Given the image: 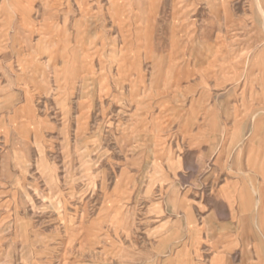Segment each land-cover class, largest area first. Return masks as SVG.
Instances as JSON below:
<instances>
[{"label":"rangeland","instance_id":"374dc122","mask_svg":"<svg viewBox=\"0 0 264 264\" xmlns=\"http://www.w3.org/2000/svg\"><path fill=\"white\" fill-rule=\"evenodd\" d=\"M262 48L264 0H0V264H241L218 188L264 187V127L202 93Z\"/></svg>","mask_w":264,"mask_h":264},{"label":"crops","instance_id":"0c3cea01","mask_svg":"<svg viewBox=\"0 0 264 264\" xmlns=\"http://www.w3.org/2000/svg\"><path fill=\"white\" fill-rule=\"evenodd\" d=\"M234 37V33H218L210 34L209 40L217 45H228L234 44L233 42L236 41ZM236 47L234 45L233 49H237ZM240 54L237 53L236 58ZM193 77L196 80L200 79L197 76ZM204 78L207 86L202 94H206L210 100L206 106L208 115L206 125L209 129L237 130L264 127L262 123L264 120L261 118L248 120L250 113H254L257 117L264 114V48L259 49V53H251L245 60L242 58L229 60L227 65L219 59L207 66ZM193 83L200 85L198 81ZM236 95V102H227L229 97ZM227 114H239V116L226 120ZM218 189L219 202L233 212V219L237 220L234 224L240 227L245 222L251 228L257 224L258 237L254 232L245 234L242 232L240 235L232 234V237L227 239L232 242H252L254 247L251 252L246 251L248 254L241 255L243 258L241 264L247 262L251 264L252 260V264H264V187L251 188L238 180L224 184ZM245 255L248 256V261L244 259ZM221 257L222 253H218L213 258L215 261L213 264H218Z\"/></svg>","mask_w":264,"mask_h":264}]
</instances>
